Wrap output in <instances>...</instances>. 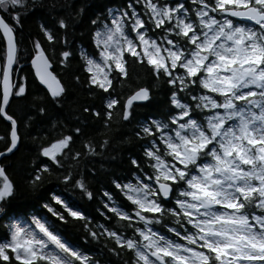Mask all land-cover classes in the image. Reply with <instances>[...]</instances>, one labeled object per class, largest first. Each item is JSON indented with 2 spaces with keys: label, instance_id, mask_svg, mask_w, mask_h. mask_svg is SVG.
Instances as JSON below:
<instances>
[{
  "label": "snow or ice",
  "instance_id": "obj_1",
  "mask_svg": "<svg viewBox=\"0 0 264 264\" xmlns=\"http://www.w3.org/2000/svg\"><path fill=\"white\" fill-rule=\"evenodd\" d=\"M38 6L39 0H0V119L9 125L0 136V159L19 148L37 117L47 116L42 96L32 97L23 117L10 111L13 100L28 97L18 32ZM62 7L68 19L54 16V25H39L48 47L33 37L27 61L58 107L68 89L50 69L71 60L78 47L72 22L83 12ZM90 24L94 54L79 47L84 87L103 97L99 111L88 105L83 114L105 129L114 111L131 124L134 102H150L160 84L165 110L136 121L138 152L127 157L129 177L114 176L95 194L84 172L95 176L97 159H116L109 137L84 139L88 122L79 118L66 129L61 120L42 124L58 138L41 144L45 136L30 137L46 159L28 187L35 191L54 175L82 198L97 199L103 223L78 210L67 193H49L35 209L14 206L16 185L0 165L6 228L0 264H101L62 234L58 225L69 222L80 225L85 242L110 241L112 247L104 245L110 255L130 252L123 264H264V0H122ZM129 62L143 64L153 85L118 98ZM73 81L79 84V76ZM82 161L92 166L82 168Z\"/></svg>",
  "mask_w": 264,
  "mask_h": 264
},
{
  "label": "trees",
  "instance_id": "obj_2",
  "mask_svg": "<svg viewBox=\"0 0 264 264\" xmlns=\"http://www.w3.org/2000/svg\"><path fill=\"white\" fill-rule=\"evenodd\" d=\"M68 3L71 6L73 12L77 8H83L82 14L76 16L72 22V35L78 45L77 49L71 60L63 68L56 67L55 64L52 68L54 73L58 76L61 82L68 89L67 97L62 101V107L55 105L50 97L47 95L46 90L42 88L33 73L30 66L31 57V44L30 40L35 37L40 39L44 47H48L45 44L39 29L41 23L52 26L55 24L54 16L63 15L65 19L67 17V10L62 6ZM122 0H39V4L36 9L30 11L25 18L22 19V31L18 32V39L22 38L20 47L24 49L21 53L25 57L21 61L20 75L25 77L28 97L26 99H16L12 102L10 111L14 113L18 118L23 117L25 111L28 109L32 97L42 96L44 97V105L47 107V116L41 119L37 117V123L30 125L31 131L28 132V136L20 144L19 148L13 152L10 156L3 158L0 161V165L5 166V170L9 178L16 185L15 198L12 201L16 207H28L38 208L39 205L48 198L49 193H55L57 195L71 196L72 203L78 210H81L85 215L91 216L93 221L100 220L97 215V209L99 203L97 199L89 201L88 199L82 198L80 193L72 192L70 186L61 183L55 178V176L47 177L44 183L38 187L35 191L30 190L28 187V181L31 178L33 169L39 165V163L46 159L38 155L36 143L31 140L32 135L45 136L46 138L40 140L41 144H48L54 138L53 132L47 130L45 127H41L42 124L50 123L51 120H61L66 128L78 126L77 118L79 121H87V127L84 128V139H91L94 143L102 140L105 136L109 137L111 144L115 145V149L112 151V155L116 157L114 161H101L97 159L95 161V167L97 172L95 176H89L87 172H84L86 180L89 182L93 193H97V190L102 186L110 184L111 179L114 176L118 177H129L131 169L128 164L127 157L131 154L138 152V147L134 138L132 137V131L136 121L147 119L152 116L155 117L161 114L165 110V92L163 85L160 84L156 88H152L153 79L149 75L147 69L143 64H134L129 62L127 65V76L123 78L121 87L116 89L118 98L120 96L127 97L131 94V91L140 86H147L152 88V98L150 102L135 103L133 105L134 119L131 124H125L120 121V117L113 112L112 122L108 125L107 129L100 120H92L91 117L85 116L82 112V108L88 105H94L97 110H100L101 99L103 97L102 91H97L89 94V91L84 87L85 75L82 71L81 60L79 57V47H83L89 53L94 54V45L91 40V33L93 28L90 24V19H94L97 13L103 14L107 6L119 5ZM49 5H52L49 9ZM57 34L59 29H54ZM3 41L0 39V55L2 52ZM57 52L62 49L59 45H54ZM77 75L80 78V83L77 84L73 81V76ZM115 83V81H114ZM31 115V112L29 113ZM9 130V125L0 119V136H3ZM21 131H25L21 129ZM61 129L59 126L56 132L59 133ZM124 137H129V142L124 143ZM79 150V144H77ZM109 153H105L108 156ZM104 163V171H99V165ZM82 168L92 166L91 164H84L81 162ZM123 203V201H121ZM259 213V210H257ZM5 221L0 219V240L6 238V228L4 227ZM62 234L67 238L68 241L77 245L84 252L93 253L97 258L101 260V264H123V261H131V253L126 252L123 256L117 257L110 255L107 251V247H112L110 241L101 239L99 243L93 241L85 242L82 237L84 236L83 229L78 223L69 222L67 224L60 223ZM163 232L164 230L161 229ZM104 245H107L105 247ZM103 253L101 256L100 253Z\"/></svg>",
  "mask_w": 264,
  "mask_h": 264
},
{
  "label": "water",
  "instance_id": "obj_3",
  "mask_svg": "<svg viewBox=\"0 0 264 264\" xmlns=\"http://www.w3.org/2000/svg\"><path fill=\"white\" fill-rule=\"evenodd\" d=\"M30 66H31V64H30ZM31 68H32V66H31ZM32 70H33V68H32ZM50 70H52V69H50ZM53 71V70H52ZM33 73H34V76H35V72H34V70H33ZM36 78V77H35ZM37 80V79H36ZM37 82H38V84L40 85V83H39V81L37 80ZM42 88H43V86L42 85H40ZM135 103H144V102H134V104ZM16 150H14V152H15ZM11 154H9V155H7L6 157H8V156H10ZM5 158V157H4ZM3 159V158H2ZM2 159H0V161L2 160Z\"/></svg>",
  "mask_w": 264,
  "mask_h": 264
},
{
  "label": "rangeland",
  "instance_id": "obj_4",
  "mask_svg": "<svg viewBox=\"0 0 264 264\" xmlns=\"http://www.w3.org/2000/svg\"><path fill=\"white\" fill-rule=\"evenodd\" d=\"M257 214H259V213H257Z\"/></svg>",
  "mask_w": 264,
  "mask_h": 264
}]
</instances>
